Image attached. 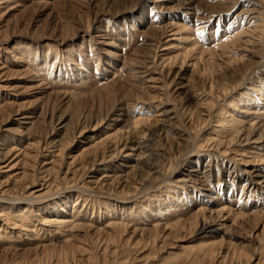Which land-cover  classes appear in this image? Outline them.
Listing matches in <instances>:
<instances>
[{
	"label": "rangeland",
	"instance_id": "obj_1",
	"mask_svg": "<svg viewBox=\"0 0 264 264\" xmlns=\"http://www.w3.org/2000/svg\"><path fill=\"white\" fill-rule=\"evenodd\" d=\"M185 1L0 2V264H264V0Z\"/></svg>",
	"mask_w": 264,
	"mask_h": 264
},
{
	"label": "bare ground",
	"instance_id": "obj_2",
	"mask_svg": "<svg viewBox=\"0 0 264 264\" xmlns=\"http://www.w3.org/2000/svg\"><path fill=\"white\" fill-rule=\"evenodd\" d=\"M5 1H9V0H0V2H5ZM12 1V0H11ZM187 2V0L184 2L185 4H184V7L183 8H186V6H190L191 4H187L186 3ZM195 30L197 31V30H199V28L198 27H195ZM99 37H101V36H99ZM104 44V43H103ZM107 44V43H106ZM105 45V44H104ZM108 45V44H107ZM110 46V45H109ZM43 48L44 49H49L50 47L48 46V45H45V46H43ZM19 59V65H22V64H24V63H26L25 64V66H27L26 68H24L23 70H22V75H24V76H27V77H30V79H31V82L33 83H36V84H34V87L32 88V89H34V90H38V89H41V90H44V89H47L46 87H45V85L43 84V82H41V80L40 79H37L36 77H35V75H33L34 73H36L37 71H39V68L41 69V67H42V65H40V64H38L39 62V59H40V57H34V58H30L29 59V61H25L24 59H21V58H18ZM41 60V59H40ZM238 60V59H237ZM17 61V60H16ZM73 65L74 66H76V63L74 64L73 63ZM22 67H24V66H22ZM34 72V73H33ZM19 73H21V72H19ZM18 73V74H19ZM33 73V74H32ZM37 75H38V73H37ZM41 75V74H40ZM140 74L138 73V72H135V74H131V76L132 77H134V79L135 78H137V76H139ZM20 77H21V75H20ZM23 78V77H22ZM21 78V79H22ZM26 78V77H25ZM24 80V79H23ZM33 80V81H32ZM255 81V80H254ZM244 82V81H243ZM256 82V81H255ZM33 85V84H32ZM263 85V83L261 84V86ZM257 87H258V85H256ZM261 86H260V88H261ZM24 87V86H23ZM32 87V86H31ZM30 87V88H31ZM22 88V87H21ZM29 88V87H28ZM25 89V88H24ZM22 90V89H21ZM29 90V89H28ZM250 90H253V89H251L250 87L245 91V92H250ZM254 90H255V93L254 94H257L255 97L256 98H251L248 102H254L256 105L254 106V112L256 113V114H254L255 116L256 115H258V116H256V118H264V87L262 86V88L261 89H256V87H254ZM24 91V90H23ZM25 92H27V90L25 91ZM43 92V91H42ZM245 95L247 94V93H244ZM240 97L241 98H243L244 97V95H240ZM40 98V97H39ZM245 98V97H244ZM40 100H42V97H41V99ZM260 100H262L263 101V103L260 101ZM245 102H247V101H245ZM262 103V105H259V104H261ZM251 105V104H250ZM253 106V105H252ZM258 106V107H257ZM122 107V106H121ZM260 107V108H259ZM262 107V108H261ZM261 109V110H260ZM259 112H262V113H260L259 114ZM121 114V113H120ZM122 115V114H121ZM260 115V116H259ZM230 116H228V118H229ZM231 118V120L228 122V124H230L229 125V128L231 129L230 131H229V133L231 134V137H232V139H231V143L232 142H235L236 140H238L239 138H242V137H244V140H245V142H247V144H248V142H251V140H253L254 139V136H255V139L254 140H256L257 141V143L258 142H260L261 144H263L264 142H262V140L264 139V125H262V126H260V127H258V124H251L250 126H249V123L248 122H246V121H244V120H242V119H240L239 120V122H236V124L235 123H233V121H234V119H235V117H234V115L233 116H231L230 117ZM243 118V117H242ZM116 120V119H115ZM114 120V121H115ZM135 125H139L140 124V121L138 122V121H136L135 123H134ZM110 127V126H109ZM224 130L225 131H227L225 128H224ZM157 131V130H156ZM228 132V131H227ZM157 133V132H156ZM241 141V140H240ZM243 141V140H242ZM120 147V146H119ZM123 147H125V148H128L129 146H127V144H125V145H123ZM131 148V147H130ZM133 148V147H132ZM134 149V148H133ZM126 150V149H125ZM127 150H129V149H127ZM131 151V150H130ZM130 156H132V155H130ZM258 158V157H257ZM262 160V159H261ZM264 161V160H263ZM263 171H264V169H263ZM259 175V174H258ZM263 176H261V175H259V176H261L260 177V179L261 180H259L258 181V183H257V185H264V174H262ZM251 183V182H250ZM249 186V185H248ZM252 186H254V184L252 185ZM222 187V186H221ZM228 187V186H227ZM230 187V186H229ZM259 187V186H258ZM257 187V188H258ZM234 188H235V185H234ZM220 189V188H219ZM218 189V190H219ZM228 189V188H227ZM248 189V188H247ZM184 190H186V189H184ZM222 190V189H221ZM221 190L219 191V192H214V193H212L211 195L210 194H208L207 196H210L211 198H213V199H215V200H217V199H220V196H221ZM259 190V189H258ZM186 191H188V190H186ZM243 191H246V190H244L243 189ZM254 191V190H253ZM252 191V192H253ZM231 192V191H230ZM196 193V192H195ZM247 193V192H246ZM254 194V193H253ZM252 194V195H253ZM242 195V194H241ZM264 195V194H263ZM189 198H187L188 200H190V202H192V193H189L188 195H187ZM256 197V196H255ZM217 198V199H216ZM222 198V197H221ZM250 198V197H249ZM249 200V199H248ZM144 208V207H143ZM149 209V207L147 208V210ZM140 210V209H139ZM63 213H61V212H59V211H57L56 212V215H58L59 213L61 214V215H63L64 216V218H63V220L62 219H59V218H57L56 220H53V221H47V220H45L46 222H49V223H52V224H61V225H67V224H69L68 222H66L65 221V219H67L68 217H65V215H68L69 213L66 211H64L63 209L61 210ZM139 212V211H138ZM137 212V213H138ZM136 212L133 210V212H132V215H134ZM141 214V213H140ZM207 219V218H206ZM118 227V226H117ZM221 228H224V226H221ZM200 230H201V232L202 233H205V234H209V233H215V234H218V232H221V230H219L218 228H215L212 224H211V222L210 221H208V219L207 220H204L203 221V223L201 224V227H200ZM1 231V230H0ZM2 232V231H1ZM5 234H7V233H5ZM211 252V251H210Z\"/></svg>",
	"mask_w": 264,
	"mask_h": 264
}]
</instances>
